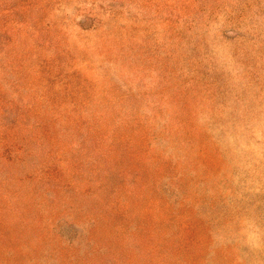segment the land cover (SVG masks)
I'll list each match as a JSON object with an SVG mask.
<instances>
[{
  "label": "rangeland",
  "instance_id": "obj_1",
  "mask_svg": "<svg viewBox=\"0 0 264 264\" xmlns=\"http://www.w3.org/2000/svg\"><path fill=\"white\" fill-rule=\"evenodd\" d=\"M0 264H264V0H0Z\"/></svg>",
  "mask_w": 264,
  "mask_h": 264
}]
</instances>
